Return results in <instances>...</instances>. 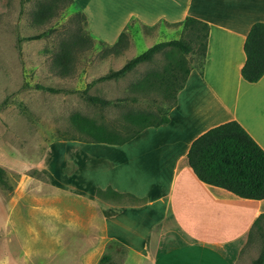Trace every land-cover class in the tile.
Segmentation results:
<instances>
[{
	"label": "crops",
	"instance_id": "obj_1",
	"mask_svg": "<svg viewBox=\"0 0 264 264\" xmlns=\"http://www.w3.org/2000/svg\"><path fill=\"white\" fill-rule=\"evenodd\" d=\"M72 1L95 42L116 43L132 24L151 29L135 40L133 35L131 51L144 44L148 49L154 38L157 43L172 40L189 17L209 29L202 66L190 70L168 123L146 128L121 146L74 148L77 171L104 180L101 189L110 187L142 201L99 198L100 183L83 177L82 191L90 200L81 194L77 198L86 219L77 208L69 215L90 227V234H82L91 242L71 251L66 264H97L112 242L127 250L122 264H128V254L139 264H249L244 251L261 240L258 230L264 224L254 228L253 223L264 214V199L240 198L199 181L187 152L201 134L231 120L264 150V75L248 83L240 73L247 33L252 24L264 23V0ZM87 165L90 170H84Z\"/></svg>",
	"mask_w": 264,
	"mask_h": 264
},
{
	"label": "rangeland",
	"instance_id": "obj_2",
	"mask_svg": "<svg viewBox=\"0 0 264 264\" xmlns=\"http://www.w3.org/2000/svg\"><path fill=\"white\" fill-rule=\"evenodd\" d=\"M50 3L0 0V167L11 187L9 190L0 186V264H66L71 251L91 242L82 234L90 227L85 228L81 219L75 223L69 211L82 210L78 213L86 219L77 198L84 195L90 200L82 191L86 187L83 177L95 185L100 183L99 189L104 180L77 171L74 148L94 143L64 140L78 137L70 120L73 114L111 127L124 125L130 111L161 115L170 101L160 89L159 80L175 73L180 82L186 69L201 67L198 43H192L189 54L164 49L120 79L92 84L88 94L111 102L103 108L92 105L80 92L145 51V44L137 51L130 50L136 45L132 37L135 40L151 29L127 26L125 50L119 54L109 51L115 43L93 41L92 45H76L64 68L56 60L63 44L80 30L87 37L90 34L85 19L66 0H60L47 19H38L40 4ZM38 34L44 35L36 40L17 41ZM192 37L190 27L180 26L172 40L191 42ZM158 41L153 39L154 44ZM36 85L61 91L36 89ZM86 168L90 170L91 166ZM112 200L129 201L127 197ZM263 248V237L256 238L244 251L247 263L252 264ZM112 254L113 261L122 264L127 250L113 244ZM127 261L139 264L133 254H128Z\"/></svg>",
	"mask_w": 264,
	"mask_h": 264
},
{
	"label": "trees",
	"instance_id": "obj_3",
	"mask_svg": "<svg viewBox=\"0 0 264 264\" xmlns=\"http://www.w3.org/2000/svg\"><path fill=\"white\" fill-rule=\"evenodd\" d=\"M50 1L52 2L50 4H40L36 13L38 19H47L55 5L60 2V0ZM66 2H68V5L73 3L72 0H66ZM79 14L82 15L81 13ZM82 17L85 19L83 15ZM183 27L191 28L193 34L192 39H190L191 42L178 39L154 44L128 60L121 68L98 77L80 93L92 105L102 108L109 106L111 103L109 100L88 94V88L96 82L116 80L124 77L138 65L151 61L155 54L168 48L181 54H189L193 51L192 43H198L202 54L200 65L202 66L209 27L206 23L190 17L184 20ZM79 33L63 44L62 52L57 56V62L59 65H63L64 68L67 67L70 61V50H73L76 45H92L93 43V39L90 36L87 37ZM43 35L38 34L18 38L17 41L21 43L22 41L36 40ZM125 44L126 36L121 33L118 41L109 51L112 54H119L125 49ZM243 51L245 62L241 68V77L248 83H255L264 75V23L256 22L251 25L244 41ZM190 70H185L180 82H178L175 73H169L168 76L159 80L160 89L170 101L169 106L165 110H161V115L154 114L151 111H130L125 115L124 125L111 127L97 124L93 119H88L76 113L71 116L70 120L78 133V137L64 140L121 146L132 140L146 128L159 127L168 123V112L175 105L176 95L183 88ZM35 88L53 93L61 91L60 89L40 85H36ZM187 159L190 168L199 181L226 189L240 198L264 199V150L238 122L231 120L201 134L191 143L187 152ZM5 177L4 169L0 167V186L10 190L11 187L7 184ZM95 194L97 197L106 200L127 197L131 203L142 201V199H138L131 194L118 193L110 187L97 189ZM261 224H264V214L258 216L253 223V227L261 228ZM258 232L260 237L264 239V230H258ZM251 234L250 231V237ZM113 244L120 245L117 242L109 244L97 264H116L113 261ZM252 264H264V248Z\"/></svg>",
	"mask_w": 264,
	"mask_h": 264
}]
</instances>
